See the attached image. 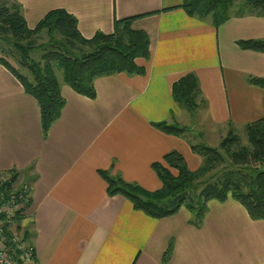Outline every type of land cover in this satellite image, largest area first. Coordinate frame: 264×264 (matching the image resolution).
Segmentation results:
<instances>
[{
  "label": "crops",
  "instance_id": "obj_1",
  "mask_svg": "<svg viewBox=\"0 0 264 264\" xmlns=\"http://www.w3.org/2000/svg\"><path fill=\"white\" fill-rule=\"evenodd\" d=\"M6 1L21 6L29 28L61 8L85 38L135 17L132 28L150 41L149 58L136 59L144 72L97 77L93 99L75 93L59 71L65 104L45 137L36 100L0 63V181L13 171L14 188L28 189L19 222L35 250L27 264H264V219H251L234 199L209 200L199 225L185 207L154 218L120 194L107 195L97 172L155 190L161 183L152 163L165 153H181L190 170L202 164L191 150L200 143L193 130L225 134L229 122L237 131L264 116V88L247 80L264 77V52L236 44L264 39V16L231 17L214 27L209 18L187 15L183 0ZM189 72L205 99L193 113L171 96L172 84ZM160 122L185 126L192 140L186 131H161Z\"/></svg>",
  "mask_w": 264,
  "mask_h": 264
},
{
  "label": "trees",
  "instance_id": "obj_2",
  "mask_svg": "<svg viewBox=\"0 0 264 264\" xmlns=\"http://www.w3.org/2000/svg\"><path fill=\"white\" fill-rule=\"evenodd\" d=\"M180 7L189 16L209 18L214 27L231 17L264 16V0H183ZM134 18L115 19L111 32L97 31L85 38L77 28L75 17L65 9L47 11L34 27L29 28L19 4L0 0V40L9 45V52L17 54L13 65L4 57L6 48H0L3 54L0 63L36 100L43 137L59 118L65 104L54 68L61 71L64 83L75 93L90 99L96 95L93 81L97 77L121 72L140 75L144 72V68L136 64V59L149 58L150 41L145 31L132 28ZM42 33L46 34L47 40L37 43L36 38ZM236 44L242 49L264 52V39L240 40ZM73 48L85 50L76 52ZM34 50L42 51L40 60L31 58ZM247 80L264 88V77L249 76ZM171 96L190 113L205 103L198 78L193 72L186 73L172 84ZM155 126L165 133L176 135L186 131L185 126L176 123L160 122ZM243 131L247 144L241 142L231 122L217 147L201 142L191 144V150L203 160L196 170L188 168L178 151L165 153L162 162L152 163L161 183L155 190L126 182L107 170L98 169L97 172L106 183L107 195L120 194L135 209L154 218L173 215L185 207L193 215L191 223L199 225L209 200L222 202L232 198L245 208L251 219H264V116L244 124ZM220 165L224 167L208 178L207 174ZM206 176L208 179L202 180ZM16 177L12 171L0 189L9 193ZM199 179L202 180L201 187L195 194L192 190L197 187ZM23 216L18 212L15 220L20 221ZM172 247L170 242L163 261L169 259Z\"/></svg>",
  "mask_w": 264,
  "mask_h": 264
},
{
  "label": "built area",
  "instance_id": "obj_3",
  "mask_svg": "<svg viewBox=\"0 0 264 264\" xmlns=\"http://www.w3.org/2000/svg\"><path fill=\"white\" fill-rule=\"evenodd\" d=\"M7 180V179H6ZM6 180H1L0 185ZM27 188H14L6 193L0 189V264H27L33 262V243L26 238L15 214L25 213Z\"/></svg>",
  "mask_w": 264,
  "mask_h": 264
},
{
  "label": "rangeland",
  "instance_id": "obj_4",
  "mask_svg": "<svg viewBox=\"0 0 264 264\" xmlns=\"http://www.w3.org/2000/svg\"><path fill=\"white\" fill-rule=\"evenodd\" d=\"M45 40H47V37H46V34L45 33H42L40 36H38L37 38H36V42L37 43H39V42H43V41H45ZM0 48H6V53L4 54L5 56L4 57H6L11 63H13L14 65H15V63H16V55L17 54H14V53H11V52H9L10 50V48H9V45L6 43V42H3V41H1L0 40ZM73 50L75 51L76 49L75 48H73ZM85 49L84 48H79V50L77 51L76 50V52H79V51H84ZM41 54H42V51H40V50H34L32 53H31V58L32 59H34V60H40V56H41ZM79 53H73V55H78ZM0 56H2V55H0ZM59 71L60 70H58L57 68H54V73H56V77H59V75H60V73H59ZM62 75V74H61ZM200 116H201V119L202 118H204V115H203V113H200L199 114ZM191 126H192V124H190L189 125V127L191 128ZM187 130H188V127H187ZM237 132L239 133V135H240V139H241V142L242 143H246L247 144V139H246V135H245V133H244V131H243V129H237ZM225 133H226V131H225ZM191 134L194 136H196L197 138H198V141L199 142H201V143H204V144H206V145H208V146H218V144H219V142H220V140H219V136L220 135H225L224 134V131L223 130H221V131H212V129H207V130H205V132H203L202 133V135H200V133L198 132V130H193L192 132H191ZM185 138H189V140H192V138H190V136H189V134H188V132L186 131L185 132ZM223 167H224V165H223ZM221 165L218 167V168H216L215 170H213V171H211L210 172V174L208 173L207 174V176H208V178H209V176L211 175V174H213L216 170L218 171V170H221L222 168H223ZM207 176L205 177V178H202V180H206V178H207ZM207 178V179H208ZM202 180L201 179H199V180H197L198 182H197V187L195 188V189H193L192 190V192L193 193H197L198 191H199V189H200V187H201V183H202ZM204 180V181H205ZM203 181V182H204Z\"/></svg>",
  "mask_w": 264,
  "mask_h": 264
}]
</instances>
